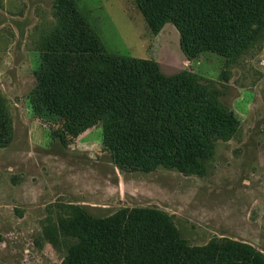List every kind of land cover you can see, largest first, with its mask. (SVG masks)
<instances>
[{
  "label": "rangeland",
  "instance_id": "obj_1",
  "mask_svg": "<svg viewBox=\"0 0 264 264\" xmlns=\"http://www.w3.org/2000/svg\"><path fill=\"white\" fill-rule=\"evenodd\" d=\"M74 1L108 52L153 60L165 75L193 73L219 90L237 126L181 171L119 167L99 126L62 140L59 117L34 92L42 38L57 24L54 0H0V102L10 129L0 146V264H64L70 241L60 221L80 209H153L190 248L227 239L264 259V40L237 60L191 56L171 23L151 33L133 0Z\"/></svg>",
  "mask_w": 264,
  "mask_h": 264
},
{
  "label": "trees",
  "instance_id": "obj_2",
  "mask_svg": "<svg viewBox=\"0 0 264 264\" xmlns=\"http://www.w3.org/2000/svg\"><path fill=\"white\" fill-rule=\"evenodd\" d=\"M151 33L165 23L187 55L228 60L264 40V0H133ZM56 26L43 38L35 71L38 101L61 121L60 138L101 127L114 163L129 170L179 171L210 157L236 129L219 90L193 73L165 75L150 59L108 52L74 0H54ZM0 102V146L9 140ZM64 264H264L251 247L220 239L190 248L153 209L62 219ZM64 242V241H63Z\"/></svg>",
  "mask_w": 264,
  "mask_h": 264
}]
</instances>
